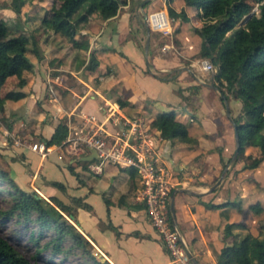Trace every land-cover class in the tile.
Listing matches in <instances>:
<instances>
[{
	"label": "crops",
	"instance_id": "obj_1",
	"mask_svg": "<svg viewBox=\"0 0 264 264\" xmlns=\"http://www.w3.org/2000/svg\"><path fill=\"white\" fill-rule=\"evenodd\" d=\"M132 1L120 4L115 14L105 19L97 12L89 15L88 23L82 29L86 34L85 50L71 47L69 41L66 51L59 46L48 50L53 46L43 41L42 50L51 53L47 55L43 52L42 57L37 52L36 56L39 61L45 60L50 64V73L47 68L45 75H40L36 71V62L27 56L32 69L20 73L24 82L19 89L24 95L18 99H4L0 110V141L4 130L28 142L38 138L43 140L50 136L59 119L65 120L67 131V120L79 122L86 115H90L92 122L99 125L109 138L125 119L140 118L154 163L169 174L171 188L168 210L171 201L175 225L190 257L197 264H216L215 253L223 245V224L242 221L245 228H234L233 231L243 233L251 232L250 225L255 220L250 222V212L243 213L234 206L210 208L206 204L228 198L239 199L241 207H245L250 202V169L238 170L226 164V171L223 166L219 172V154L223 161L226 160L229 148V142L223 134H233L230 113L227 115L225 112L227 102L222 98V106L217 97L218 89L192 71V81L186 80L182 68L188 67L179 64L185 60H189L190 65L198 62L201 69L199 61L202 59L189 58L197 41L183 30L179 35L180 48L166 41L157 50L153 36L155 33L148 29V47L144 55L145 8H148V12L163 9L167 13L166 0H150L143 7L140 6L143 0H136L135 8L131 7ZM170 5L175 10L182 6L178 1L170 2ZM4 10L1 8L0 15L11 19V14ZM132 14L143 23V32L135 29L138 25ZM93 15L98 17L93 18ZM164 47L168 48V53L162 51ZM91 50L95 51L98 66L89 73H83L81 57L85 58ZM145 69L155 73L177 70V73L173 79L162 80L145 72ZM15 77L8 76L1 89H16ZM189 85L197 86L191 90L186 88ZM118 96L125 99L124 105L117 104ZM155 101L160 106H189V111L185 113L180 109L172 110L187 124L188 133L196 142L172 144L170 139L163 138L156 128L150 126V120L160 112L154 110ZM231 103H234L229 101L232 109ZM36 110L37 113L29 117V113ZM28 119H31L29 125L26 124ZM61 142L47 145L48 151L40 155L25 145H13L7 139L5 145L0 143V162L6 166L12 179L24 189H33L45 199L55 196L63 203L72 204L70 197H75L87 204L88 207L75 206L73 218L69 220L86 238L97 257L110 264H165L168 255L139 198L138 176L134 169L107 163L100 173L95 174L86 168L87 160L80 159L92 151L86 153L82 150L77 154L68 152L60 146ZM176 148L182 150L173 159L171 152ZM49 153L55 155L46 161L45 157ZM31 157H34L32 164L28 160ZM17 161L27 164L26 175L18 166H14L15 175L11 172L12 164ZM79 161H83L85 169L97 176L95 180L87 181L80 175L77 166L82 163ZM60 163L66 167L71 177L69 181L59 179L56 169ZM256 168L251 175L263 185V189L258 190L260 194L255 199L264 202V181L255 175ZM221 173L213 191H207V187ZM53 180L63 184L64 190H60L67 200L56 196L58 188L50 184Z\"/></svg>",
	"mask_w": 264,
	"mask_h": 264
},
{
	"label": "trees",
	"instance_id": "obj_2",
	"mask_svg": "<svg viewBox=\"0 0 264 264\" xmlns=\"http://www.w3.org/2000/svg\"><path fill=\"white\" fill-rule=\"evenodd\" d=\"M14 1L15 11L19 12L24 0ZM173 1L180 2L182 6L175 10L170 5ZM148 2L150 0L145 1L142 7ZM120 4V0H67L61 15L47 12L41 18L38 28H49L53 33L65 36L71 47L85 50L86 34L82 29L86 27L89 15L97 12L101 18L111 17ZM250 7L251 4L247 0H166L171 30L170 35L159 33V44L169 41L174 47L180 48L179 35L183 30L197 41L189 58L206 59L210 63L207 82L218 89L221 96L217 93V97L222 106V98L227 102L231 126L234 125L238 134L237 158L244 155L246 159L240 167L250 169V183L258 184L257 188L261 190L263 185L251 172L264 164V5L260 6V16L245 24L239 41L235 35H226V32L239 22L241 15L250 11ZM131 17L138 25L135 29L143 32V23L133 14ZM20 31V24H12L11 19L0 15V110L4 99H18L24 95L19 89L24 82L20 73L22 70L32 69L26 54L29 49ZM149 31L155 33L151 29ZM32 51L37 54L34 47ZM81 65L83 73H89L98 66L94 50L89 51L85 58L81 57ZM145 72L164 80L173 79L177 70L155 73L145 69ZM8 76L17 77L16 89H1ZM196 86L189 85L186 88L192 90ZM229 101L238 105L236 111L230 108ZM116 102L119 106L126 103L120 96L116 98ZM150 126L156 128L163 138L170 139L172 144L196 142L195 138L189 135L187 124L179 119L172 109L157 112L150 120ZM65 133V120L61 118L54 125L50 136L43 141L46 145L59 144ZM245 146L253 148L255 153L244 154ZM218 158L221 163L220 172L227 161H223L220 154ZM50 184L64 190L59 181L53 180ZM0 191L5 192L8 197V205L0 209V216L15 217L24 227L30 226L29 239L37 253L48 250L51 255H55L77 249L91 260V264H110L93 253L89 242L69 220L73 218L75 206L88 207L78 198L70 197L72 204L63 203L55 196L45 199L33 189L20 187L1 162ZM240 204L239 199L225 198L224 201L208 202L206 205L210 208L234 206L243 213L250 212V216L260 215L264 211V202L259 199L248 202L243 208ZM252 227L255 233H239L233 229L245 228L244 222L223 224V245L215 253L216 264H264V216L256 218ZM43 236L46 239L40 242ZM65 240H68L66 246ZM0 264L38 263L23 256L0 235Z\"/></svg>",
	"mask_w": 264,
	"mask_h": 264
},
{
	"label": "built area",
	"instance_id": "obj_3",
	"mask_svg": "<svg viewBox=\"0 0 264 264\" xmlns=\"http://www.w3.org/2000/svg\"><path fill=\"white\" fill-rule=\"evenodd\" d=\"M143 22L149 29L161 34L170 32L168 16L163 9L148 12L144 15ZM199 64L205 71L211 68L206 59L200 60ZM66 125V135L60 146L75 154L82 150L86 153L92 151L94 156L86 162L89 171L98 174L107 163L134 169L138 176L139 198L168 255L165 264H194L187 253L184 241L171 223L168 210L171 188L169 174L154 163V156L146 143V130L141 119L136 117L125 119L109 138L99 125L92 122L90 115L83 116L79 122L67 120ZM7 139L13 145H25L40 155H44L49 149L39 138L28 142L4 130L0 143L5 145Z\"/></svg>",
	"mask_w": 264,
	"mask_h": 264
},
{
	"label": "rangeland",
	"instance_id": "obj_4",
	"mask_svg": "<svg viewBox=\"0 0 264 264\" xmlns=\"http://www.w3.org/2000/svg\"><path fill=\"white\" fill-rule=\"evenodd\" d=\"M128 0H120V3L124 4ZM250 4V11L247 13H244L241 15L239 22L230 30L226 32V35H235V38L237 41H239L242 37V32L245 24L250 21L253 22L255 21L256 18L260 16V6L264 5V0H247ZM67 0H24V4L21 6L20 11L16 12V6H15V1L14 0H0V12L1 8H4V12H7L8 14H11V23L12 24H20L21 25V34L24 36V40L26 42V45L28 46L29 51L26 53L27 56L30 58V60L36 62L37 69L40 73V75H45L46 70L48 68V73L52 71L50 67V64H47L45 60L39 61L36 54L33 53L32 47L35 48L36 52L38 54L43 55V52L46 53L44 50H42L41 43L43 41H48L51 43L53 47H50L48 50H53L54 47L59 46V48H63L64 51L68 50L67 47V41L68 39L65 36H62L58 33H53L49 28H46L44 30L38 28V24L41 20V18L47 13V12H53L56 14L61 15L63 8L66 6ZM132 7L135 8L137 7V2L136 0H133L132 2ZM127 8V7H126ZM34 10V11H32ZM148 8H145V13H148ZM98 14V13H96ZM94 16V15H93ZM96 16V15H95ZM93 18H97V17ZM158 33L155 32L153 34L154 36V44L156 49L159 48V37ZM142 41L140 43V47L143 45V37L140 38ZM170 49V48H169ZM158 50V49H157ZM171 52L175 53L173 49H170ZM164 52L168 51V48L164 47L163 50ZM51 53V51H48L46 53L47 55ZM176 54V53H175ZM43 57V56H42ZM196 64L190 65L189 60L181 61V65H185V67H188L187 69L182 68L183 71V76L186 78V80L192 81V76H191V71L192 73L198 75L201 79L203 80H209V72L208 71H203L199 68V65L197 64L198 62H195ZM180 70V69H179ZM22 73V71H21ZM49 75V74H46ZM15 77V76H13ZM16 78V77H15ZM195 80V79H194ZM198 81H196L197 83ZM231 107L234 111L237 110L238 105L237 104H232ZM189 108V106H188ZM188 108L184 107V104H180L177 106H171V105H163L160 106L158 104V101H155L154 103V110L156 111H168L170 109H180L182 110L183 113L189 111ZM37 113L36 111H32L29 113L30 116H34ZM28 118V117H27ZM31 119H28L26 121V124L29 125ZM3 122V121H2ZM4 123V122H3ZM26 125V127H28ZM222 129V128H219ZM18 133H20V129L17 130ZM224 138L226 141L229 142V148L227 151L226 158L230 157L233 150H234V140H233V134L231 132H227L223 134ZM182 148H176L173 149L171 154L173 159H175L177 153L181 151ZM244 154H254L255 150L249 146L244 147ZM54 153H49L46 157L45 160L49 161L54 157ZM225 158V159H226ZM29 162L32 164L34 162V157L28 158ZM64 161V160H62ZM227 161L226 164L227 166L230 165L231 167L234 166L238 170H241L242 168L240 167L244 162H246V159L244 155L240 156L237 158V154L234 159L232 160H225ZM60 162V161H58ZM66 163V162H64ZM201 165V164H199ZM14 166H18L19 168L22 169V172L24 175L27 174V164H22L19 161H17L14 165L12 164V170L11 172L14 173ZM203 168H200V170ZM59 174V179L69 181V173L67 172V169L65 166H62L61 163L59 164V167L56 169ZM226 171V166L225 169ZM77 171L80 173V175L83 176V178L87 181H92L96 179V175H93L91 172L85 169L83 163L77 166ZM125 173L128 172L127 169L124 170ZM255 175L263 181H264V164H261V166L257 167L254 171ZM21 180V179H20ZM23 180V178H22ZM21 183H23L21 181ZM25 184V183H24ZM258 184L250 183V201L255 200L257 196L260 194V189L257 188ZM263 189V188H262ZM260 190V191H258ZM56 196L59 198L63 199L64 201L67 200L65 194L60 190L56 189L55 191ZM8 205V197L5 192L0 191V209L6 208ZM264 212V211H263ZM263 212L260 215L256 216H250V222L254 221L258 217H263L264 214ZM31 225V224H30ZM250 231L255 233V229L250 225ZM29 229L30 226L24 227L22 223L18 222L15 220V217H1L0 216V235L6 239L19 253H21L23 256L28 258L30 261H33L38 264H91V260L87 257H85L82 253H80L77 249L76 250H70L68 253H58L55 255H51L48 250H43L40 253H37L35 250V246L29 239ZM46 237L43 236L40 239V242L45 240ZM68 244V240L64 241V245L66 246Z\"/></svg>",
	"mask_w": 264,
	"mask_h": 264
},
{
	"label": "water",
	"instance_id": "obj_5",
	"mask_svg": "<svg viewBox=\"0 0 264 264\" xmlns=\"http://www.w3.org/2000/svg\"><path fill=\"white\" fill-rule=\"evenodd\" d=\"M145 0H143V1H141L140 2V6L143 4V2H144ZM148 27L147 26H145V30H146V37H145V40H144V45H143V49H144V55H146V52H147V47H148V37H147V33H148ZM224 100V99H223ZM225 102V101H224ZM225 112H226V114L227 115H229V112H228V108H227V106L225 105ZM231 120V119H230ZM233 134H234V150H233V152H232V154H231V157H230V160H232V159H234L235 158V156H236V154H237V151H238V146H239V140H238V134H237V131H236V128L234 127V125H233ZM94 156V154H93V152H91L90 154H88V155H85V156H81L80 157V159L81 160H88L89 158H91V157H93ZM225 168V167H224ZM221 176H222V173L218 176V178L209 186V187H207V191H210V190H212L213 188H214V186L218 183V181L220 180V178H221ZM169 210H170V214H171V216H170V220H171V223H172V225H174L175 227H176V225H175V222H174V217H173V210H172V203H171V201L169 202ZM176 229H177V227H176ZM177 233H178V235L180 236V233H179V231H178V229H177ZM187 253L189 254V252L187 251ZM190 255V254H189ZM191 260H192V262L194 263V264H197L193 259H192V257H191Z\"/></svg>",
	"mask_w": 264,
	"mask_h": 264
}]
</instances>
